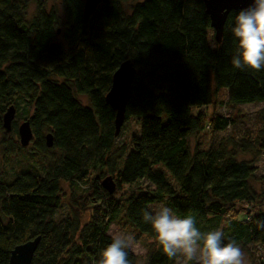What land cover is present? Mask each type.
Instances as JSON below:
<instances>
[{
    "label": "trees",
    "instance_id": "trees-1",
    "mask_svg": "<svg viewBox=\"0 0 264 264\" xmlns=\"http://www.w3.org/2000/svg\"><path fill=\"white\" fill-rule=\"evenodd\" d=\"M121 1L101 0L84 23L83 0H0L3 162L13 149L23 150L11 137L16 130L2 128L9 107L29 122L33 155L50 157L40 168L28 163L0 172V264L36 237L30 264H98L111 243L108 229L119 222L154 245L142 264H175L143 222V212L158 204L195 216L202 231L222 230L225 242L235 241L254 264H264L255 258L264 250V194L252 186L251 162L237 159V150L250 145L228 139L207 149L189 146L203 131L230 125L202 111L220 91L230 107L264 104V70L231 65L239 10L227 15L216 42L204 0H143L128 13ZM126 61L135 75L115 136L114 112L104 98ZM259 118L264 127V107ZM129 121L137 134L119 143ZM257 146L264 152V133ZM106 177L115 185L111 195L101 187ZM60 182L83 194V205L56 220ZM122 189L125 196L118 197ZM84 212L88 219L81 223ZM129 260L137 264L132 253Z\"/></svg>",
    "mask_w": 264,
    "mask_h": 264
},
{
    "label": "clouds",
    "instance_id": "clouds-1",
    "mask_svg": "<svg viewBox=\"0 0 264 264\" xmlns=\"http://www.w3.org/2000/svg\"><path fill=\"white\" fill-rule=\"evenodd\" d=\"M232 35L237 47L231 65L238 70H264V0H250L235 16ZM143 222L150 224L162 253L169 260L181 258L183 264H246L243 249L235 242H225L220 229L202 231L196 217L180 216L161 204L143 212ZM135 238L115 232L111 243L101 252L98 264H130L129 253Z\"/></svg>",
    "mask_w": 264,
    "mask_h": 264
},
{
    "label": "rangeland",
    "instance_id": "rangeland-1",
    "mask_svg": "<svg viewBox=\"0 0 264 264\" xmlns=\"http://www.w3.org/2000/svg\"><path fill=\"white\" fill-rule=\"evenodd\" d=\"M114 0H102L103 3L111 4ZM143 0H124L121 1V7L124 13H128L130 7L136 3H140ZM211 31L209 33V44L213 45ZM264 107V104H247L241 105L238 107H230L226 105V92L220 91L214 103L206 109L202 111L205 115L210 118L212 115H218L223 118H227L230 120V125L222 132H212L211 130L203 131L198 136L190 138L189 146L193 148L194 146H198L202 149H207L213 146H216L217 143L222 140H242L246 144L250 145L246 150H237V159L242 161L251 162V164L255 168V177L252 183L253 188L258 193L264 194V152L258 148L257 143L259 142V138L264 133V127L259 118V112ZM11 121V130L8 133H11L17 130V127L23 123L25 120L22 118H17L15 116ZM15 122V127L12 128V122ZM14 129V130H12ZM13 134V133H12ZM137 134V126L133 121H129L123 128L122 134L119 138V143H127L132 135ZM3 134L0 133V172L3 170L6 173L15 171L20 168V165L25 164H36L37 168H40L42 164L48 165L50 160L48 158H38L33 155L34 149L32 146V141L26 148L23 150L16 151L13 149V155H9L7 159V164L3 162L2 157V148L1 142L3 139ZM9 137V136H8ZM14 141L18 140L17 132L16 135H12ZM13 169V170H12ZM104 179V178H103ZM74 190V191H73ZM82 195L76 189H70L68 185L64 182H60V191L58 196V209L54 215V219L58 220L60 218L69 217L72 211H80L82 210ZM125 196L124 189L120 190L118 197ZM160 205H156L154 209L158 208ZM88 212H84L81 214V223H85L88 219ZM124 232L132 235L135 238L134 250L131 251L133 255L136 257L137 264H142L146 255L154 250V245L151 241L145 236L139 235L133 229H131L128 225L119 222L118 224L110 225L107 236L112 238V235L115 232ZM245 253V261L246 264H254V258ZM255 258H260L264 263V250L262 252L259 251ZM175 264H183V260L181 258L176 259Z\"/></svg>",
    "mask_w": 264,
    "mask_h": 264
},
{
    "label": "water",
    "instance_id": "water-1",
    "mask_svg": "<svg viewBox=\"0 0 264 264\" xmlns=\"http://www.w3.org/2000/svg\"><path fill=\"white\" fill-rule=\"evenodd\" d=\"M101 0H83L82 21L85 23L94 13ZM250 0H204L205 13L209 18L210 27L214 32L216 42L220 41L223 25L227 15L231 11L240 10L246 7ZM135 75V69L129 62H123L111 76L110 87L105 95V103L114 112V135L117 136L123 124L126 104L130 97L131 85ZM14 117V109L9 107L2 117V128L8 133L11 130V121ZM18 143L22 148H26L33 139V134L26 120L17 127ZM51 135L45 136V146L51 147ZM101 187L111 195L115 185L111 177H106L101 181ZM40 237H36L13 248L10 252L8 264H30L34 252L38 246Z\"/></svg>",
    "mask_w": 264,
    "mask_h": 264
}]
</instances>
